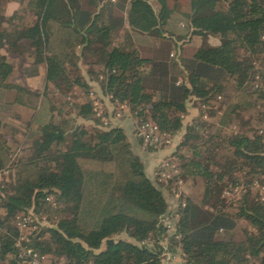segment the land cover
<instances>
[{"label":"trees","instance_id":"16d2710c","mask_svg":"<svg viewBox=\"0 0 264 264\" xmlns=\"http://www.w3.org/2000/svg\"><path fill=\"white\" fill-rule=\"evenodd\" d=\"M23 1L34 20L15 30L0 22V49L29 42L35 72L27 74L44 65L46 86L58 90L79 82L89 89L82 76L70 83L67 67L93 57L99 70L90 73L104 96L162 133L180 135V147L192 155L183 169L202 179L211 210L202 215L187 198L173 215L123 127L57 117L47 90L40 95L5 82L13 68L0 55V88L14 89L15 102L34 110L31 145L0 195V264H24L14 221L31 209L49 225L26 247L63 264H162L165 238L182 249L184 264H264V134L257 130L264 121L257 109L264 103V0ZM183 1L190 37H202L207 47L185 52L180 38L160 35L159 19ZM128 22L137 32L133 45L116 41ZM189 98L207 106L221 100L217 127L204 138L196 134L212 124L184 126ZM74 107L76 118L96 120L91 101ZM1 108L0 168L10 162ZM236 124L238 131H226ZM235 189L240 195L228 203L224 193ZM166 220L175 221L171 236ZM241 220L248 226L238 233Z\"/></svg>","mask_w":264,"mask_h":264},{"label":"rangeland","instance_id":"374dc122","mask_svg":"<svg viewBox=\"0 0 264 264\" xmlns=\"http://www.w3.org/2000/svg\"><path fill=\"white\" fill-rule=\"evenodd\" d=\"M184 2V3H183ZM182 7L179 11H169L159 19V32L160 35L165 37H174L179 39L180 45H183L188 52V48L193 49L194 47H207L210 43L204 41L200 36L190 37V32L186 28V24L189 22L190 14H188V4L183 1ZM152 4V3H151ZM16 15V18L11 19ZM33 15L25 9V2L23 0H0V22L1 26L8 28L9 30H15L20 28L22 24H31L33 22ZM132 29V30H131ZM155 34V35H154ZM153 38H158V34L154 33ZM137 32L131 27L129 22L125 30H123L116 38V41L126 44H135ZM19 36L14 39H18ZM29 42L20 40L15 45L9 47L8 45L3 46L0 49V55L11 64L13 70L7 76L6 83L10 85H18L28 88L30 90L39 92L42 95L47 90L50 99H52L53 105L55 106V115L57 117H63L64 119L72 120V125H98L101 128H109L111 126H121L125 129L128 139L132 142L135 152L139 155L142 161L147 163L148 172L150 173L149 178L163 191L168 204L170 205V211L173 215L179 211L181 205L184 207L186 199L190 198L196 204L202 208V215H207L206 212L211 210L210 204L204 203V182L200 177L191 178L186 175V170L183 169L185 159L190 158L191 151L187 147H180L181 138L180 135L170 137L167 134L160 135L159 132H151L150 128L144 129L153 138L152 141H145L142 135V125L146 124L152 127L153 122L146 120L145 122L141 119L134 118L129 111L126 104L118 101H113L112 97L104 96L101 92L99 84L93 80V75L90 71H98L99 68L94 64L93 57L81 58L76 66H68L67 73L70 77V83L75 82L77 76H82L85 82L89 83L90 88L85 89L79 84H70L63 90H58L54 86H46L47 82L43 78L35 88L31 86H25L24 75L32 74L34 71V50L28 48ZM80 53L81 51L78 50ZM264 64L260 65L263 67ZM44 65L39 66V71L44 70ZM25 75V76H26ZM38 75V74H36ZM34 75V76H36ZM33 76V75H32ZM33 87V86H32ZM231 89L226 90L224 93L226 98L233 96ZM23 98L26 100L29 96L23 94ZM221 99V98H220ZM15 92L12 88H0V104L1 116L4 121L5 131L3 136L6 139V143L10 148L9 158L10 162L6 166L0 168V195L4 196L3 189L9 190L8 183L16 177L18 173V162L22 160L26 154V150L31 145L29 138V123L31 122L32 115L34 113L33 108L27 105H19L15 102ZM91 101L92 112L94 114L95 121L86 122L75 117V105L79 103H87ZM221 100L216 102H210V105L203 104L200 100L189 98L187 101V114L184 117V126H194L195 124H203L208 122L211 125L210 130L204 129L201 133L196 134L204 138L208 133L213 132L219 120V116L222 111ZM258 110L264 111V103L257 105ZM255 125V122L253 123ZM184 127V129H185ZM240 126L237 124L232 126V130H226L227 132L238 131ZM256 130V125L253 126ZM259 133L264 134V121L258 127ZM133 135L136 136L139 145H134L135 140ZM143 138V139H142ZM198 142V141H196ZM195 143V142H194ZM149 155V156H148ZM149 158V160H148ZM264 192V187L262 188ZM240 192L235 190H227L224 193V199L230 203L235 198H238ZM2 211H0L1 214ZM174 220H166L165 225L170 228L169 236L175 232ZM14 225L19 231V237L16 239V246L20 250L21 257L23 255L24 264H35L27 261V255L25 256L24 249L26 244L30 241L32 235L35 232H39V228L47 227L48 221L46 218H40L36 212L31 209L28 214L17 216L14 221ZM244 226H248L244 221L238 222V233H241V229ZM164 247L168 248L164 255L162 264H173L180 259L184 260L183 252L180 247L173 248L170 240L165 238L163 241ZM169 249H171L169 251ZM177 252V253H176ZM44 259L39 264H63L59 259L54 258L50 254L42 255Z\"/></svg>","mask_w":264,"mask_h":264},{"label":"built area","instance_id":"2783aa9c","mask_svg":"<svg viewBox=\"0 0 264 264\" xmlns=\"http://www.w3.org/2000/svg\"><path fill=\"white\" fill-rule=\"evenodd\" d=\"M146 128H150L151 132L152 131L153 132H159L160 135H163V134L165 135V133H162L160 131V129L158 128L157 125L152 124V127H151L149 125L144 124V125H142V132L144 133V135H142V136L145 139V141L147 140V141L153 142V138L150 136V134L148 132L144 131V129H146ZM24 251H25V256L27 255L28 261H30L32 263L39 264L38 261L41 262L44 259L43 256H40V254H38V252L32 250L31 248L26 247L24 249Z\"/></svg>","mask_w":264,"mask_h":264},{"label":"crops","instance_id":"0c3cea01","mask_svg":"<svg viewBox=\"0 0 264 264\" xmlns=\"http://www.w3.org/2000/svg\"><path fill=\"white\" fill-rule=\"evenodd\" d=\"M130 8H131V4H128V7H127V10L129 11L130 10ZM130 12V11H129ZM132 30V29H131ZM134 32H136L135 30H134ZM26 75V74H25ZM24 75V80H25V82H27V83H24V85L27 87L28 85L29 86H31V88H35L36 89V87H37V85L36 84H38L39 82H41V80H43V78L45 79V77H44V70H43V72L42 71H39V74L38 75H36V76H25ZM33 86V87H32ZM133 137V139L135 140V143H134V145H139V142H138V140H137V138H136V136L135 135H133L132 136ZM149 156V155H148ZM148 160H149V158H148ZM148 170V168H147V163H146V171ZM147 175L149 176L150 175V173L147 171ZM177 253V252H176ZM173 264H184V260L183 259H180L179 261H177V262H174Z\"/></svg>","mask_w":264,"mask_h":264}]
</instances>
